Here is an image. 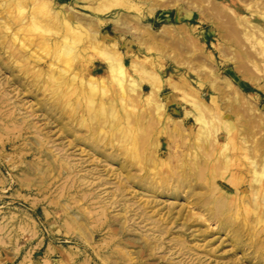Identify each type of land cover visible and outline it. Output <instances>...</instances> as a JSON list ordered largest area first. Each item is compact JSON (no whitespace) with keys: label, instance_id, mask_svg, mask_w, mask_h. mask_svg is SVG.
<instances>
[{"label":"rangeland","instance_id":"374dc122","mask_svg":"<svg viewBox=\"0 0 264 264\" xmlns=\"http://www.w3.org/2000/svg\"><path fill=\"white\" fill-rule=\"evenodd\" d=\"M62 1L80 44L102 29L103 42L123 47L128 66L135 60L161 74L170 120L159 122L154 111V78L134 71L145 96L134 101L131 125L121 112L127 128L118 134L102 108L115 99L116 81L94 71L96 86H108L93 104L82 84L100 71L99 60L86 52L63 57V39L39 44L32 28L19 31L13 0H0V264H264V191L242 155L233 151L226 165L222 145L206 143L185 115L192 103L229 109L232 123H241L234 130L247 125L258 151L264 37L248 31L264 29V0ZM148 26L156 37L143 45ZM51 65L62 74L57 85L46 76ZM230 180L245 189L241 200H233ZM216 183L226 198L218 200Z\"/></svg>","mask_w":264,"mask_h":264},{"label":"bare ground","instance_id":"6f19581e","mask_svg":"<svg viewBox=\"0 0 264 264\" xmlns=\"http://www.w3.org/2000/svg\"><path fill=\"white\" fill-rule=\"evenodd\" d=\"M13 2L15 4V6H14L15 10L17 11L18 16H20L19 25H18V27L20 28L19 31L25 30L28 27L32 28L33 31L38 32L40 35L39 36L40 40H38V43L44 44V46L45 45L46 46H50V45L55 46L56 40L63 39V45H62V49H61L63 57H69L72 54H74L75 58L78 59L81 57L82 53L86 52L87 56L92 54L91 56L94 57V60H99V64L97 66L100 67V69H99L100 71H98L97 67H96L91 73L92 74V79H91L92 81L82 83V84H83V86H86L90 90V92H89L90 93V101L93 104L96 101V96H98L99 94H102V93L104 94L106 92V89L108 86V84H106V82L102 83L103 87L101 86V83H100L101 88L96 86L98 84L93 82V80L97 79V77H95L94 71H96V72H98V74H100V73H102L101 70H105L110 75V78H113V80L116 81L117 91L115 92V99L111 100V105L108 108L104 107V106H102V108L104 109V116H106L107 118L108 117L112 118V119L109 118L107 120L108 124H110L111 129L116 127L118 129V130L117 129L116 130L119 132L118 134H120V133L122 134L123 131L127 127L123 126L119 122L122 119L120 116L121 112L125 111L126 117L128 120L127 121L128 126L131 125L130 117L133 114H135L136 112H138V110H137L138 107H136V104L134 103V101L135 100H141L143 98V96H145L143 82L138 81L136 79V77L133 75L134 71L146 73L148 75L149 71H148V68L145 65V63L140 64V63H137L135 60H132L131 65L128 66L127 61H126L127 58L125 57L124 52L122 50L123 47H121V45L103 42V35L105 33L103 34L102 29H99V28L94 29L92 31V33L90 34V36L88 38H86V40L83 41V44H80L78 42V40L76 39V37H72V35H71V32H72V30L74 31V28L71 26L70 20L69 19H66V20L63 19V10L65 8H68V6L62 0H60L58 8H56L53 5L52 0H13ZM29 2H30V5L28 4ZM144 4H146V3H144ZM2 5H4V4H2ZM152 6H153V8L151 9V11L150 10L149 11L154 14V12L158 8L162 7V4L157 3L156 5L155 4L151 5V7ZM177 6H179V5H177ZM3 12H5V11H3ZM9 12H10V10H9ZM47 13H50V18L48 20H45L43 17ZM149 14L152 15L151 13H149ZM42 15H43V17H42ZM64 21L66 23H64ZM121 21L122 20L119 19V20L114 21V23L118 24V22H121ZM95 22L92 21L93 26L96 25ZM10 25L11 24L9 23V26ZM13 25H11V26H13ZM150 28L151 27L148 26V27H144V30H145L144 32L142 30L143 36L140 37V40H141V44H143V45L146 44L149 40H152V39L155 40L156 36L153 35V33L151 32L152 29L150 30ZM16 29L17 28H15V31H16ZM249 32H251L250 34H252L254 37H256V35L264 37L263 27L261 28V27H256V26H250V29L248 31V35H250ZM154 33H155V31H154ZM17 34H19V33L17 32ZM135 35H137V34H135ZM139 36H141V34H139ZM250 37H251V35H250ZM257 41H258V39H257ZM127 44L128 43H126V45ZM12 45H13V43H12ZM19 46H18V48H19ZM158 46H159V44H158ZM24 49L25 48H23V50ZM11 50H13L12 47H11ZM19 50H21V49H19ZM174 60H175V58H174ZM92 63H93V61H92ZM104 64L106 66H104ZM152 75L153 76H151V75L150 76L153 77L154 79H153V82L151 83L152 91L149 93L150 94L149 96H153V95L156 96L157 100H155L156 102H154V104H155L154 111H155V113H157L158 119L160 120L159 122L166 124V120H170V119H168V115H167L168 114V108L166 106L167 100H165V97L163 98V94L161 91L162 90L161 74L157 73L156 75H154V74H152ZM46 76L48 78H50L51 81L54 80L55 85L59 84L62 80V74L61 75L57 74L56 69L54 68V65H51V68L49 69V71L46 72ZM217 81L215 83H217ZM95 82H97V81L95 80ZM174 83H172V84H174ZM227 85H228V83H227ZM172 86L174 88L172 90H175L178 92L183 90L180 88L181 85H179V84H174ZM185 95H188V93H185ZM196 97L191 96L190 101L187 100L188 103H192L193 99H195ZM197 100H199V99L197 98ZM164 101H166V102H164ZM201 103H203V102H201ZM119 105H120V108L117 107ZM192 105L193 106L191 108L186 109L185 115L187 117L193 119L195 121L194 123H196L197 125L200 126L201 136L203 137L204 141L206 143H209L213 139V141H216L217 144L222 145V147L225 150L223 158H224V163H226V165H231V163H232L231 153L233 151L238 152L240 155H242L248 162L245 164V167H246V170H248L252 174L253 181H254V183L257 184V189L264 191V142H263L264 140L261 143H258V144H260L258 147L256 146V149L259 148L258 151L253 149L254 152L252 153L253 150H252V147L250 145L251 142L249 143V140L247 139L248 137L246 138V134L248 131H247V128H245V127L247 125L242 127L243 129L241 128V126H242L241 125L240 128L237 127L234 130L233 127H235V125H237L238 123L239 124H241V123H240V121L237 124L232 123L233 121H231V119L229 118L231 116V113H229L230 112L229 109H228V113H226V112L222 111L221 109L214 110V109H211L212 107L208 108V106H207V108L206 107L201 108L200 106L195 105L194 103H192ZM205 105L206 104H204L203 106H205ZM152 110H153V108H152ZM149 113L151 114L150 111H149ZM237 113H238V110H237ZM208 114L214 118L213 122H216V125L210 126L213 122L211 120H208L209 119V118H207ZM234 114H236V113H234ZM250 115H251V113H250ZM255 115H257V114H255ZM239 116L241 118V115H239ZM252 117H253V115H252ZM246 118L244 120H246ZM247 120L249 121V119H247ZM249 123H251V122H249ZM177 124L181 128H183L182 127L183 124L181 122H179ZM252 125H253V123H252ZM252 125H251V127H252ZM260 126H256V127H260ZM196 128H198V127H196ZM220 132H222V133L224 132L225 135L220 137ZM261 136L262 135H260V137ZM250 137H251V135H250ZM232 142H234V143H232ZM228 169H230V168L228 167ZM187 172H189V171H187ZM202 173H203L202 171H199V175ZM191 174H192V172H191ZM171 177H168V179L164 180L170 186L172 185ZM202 177H203V175H202ZM202 177H199V178H202ZM180 178L183 180V179H188L190 177L188 175L184 174V175H181ZM193 178H194V176H193ZM159 180H161V179H159ZM179 181L181 182L180 179H179ZM230 182L233 186V189L231 190V192L234 193L233 200H235V201H237L238 199L241 200L242 193L245 192V189L241 188L240 185L235 182V180H230ZM156 183H157V181H156ZM219 186H221V184L216 183V185H215L216 190L215 191L218 192V195H217V197H219L218 200H221L223 198H226L227 195L224 193L225 191L223 192L221 190H218ZM262 197L264 198V195ZM256 201L260 202V201H258V199ZM253 221L254 222L257 221V224H260L263 222V220L260 217H258L257 220H253ZM246 226H248V224H245V227Z\"/></svg>","mask_w":264,"mask_h":264}]
</instances>
